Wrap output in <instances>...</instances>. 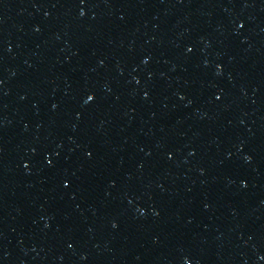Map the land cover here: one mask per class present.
Returning a JSON list of instances; mask_svg holds the SVG:
<instances>
[{"label":"water","instance_id":"95a60500","mask_svg":"<svg viewBox=\"0 0 264 264\" xmlns=\"http://www.w3.org/2000/svg\"><path fill=\"white\" fill-rule=\"evenodd\" d=\"M185 261L264 264V0H0V264Z\"/></svg>","mask_w":264,"mask_h":264},{"label":"snow or ice","instance_id":"6c2138e0","mask_svg":"<svg viewBox=\"0 0 264 264\" xmlns=\"http://www.w3.org/2000/svg\"><path fill=\"white\" fill-rule=\"evenodd\" d=\"M84 2H85V0H80L81 4H84ZM81 15H83V13H81ZM239 26L242 27V25H239ZM189 51H190V49H189ZM93 99H94V97L92 95H88L86 100H85V103L87 104L88 102L92 101ZM217 99H219V97H217ZM64 186L67 187V184L65 183ZM114 227H115V225H114ZM185 264H188V262L185 261Z\"/></svg>","mask_w":264,"mask_h":264}]
</instances>
